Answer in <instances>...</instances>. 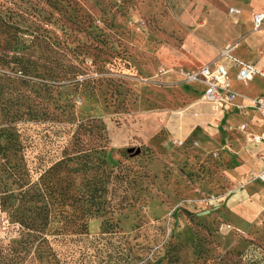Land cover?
Returning a JSON list of instances; mask_svg holds the SVG:
<instances>
[{"label": "rangeland", "instance_id": "obj_1", "mask_svg": "<svg viewBox=\"0 0 264 264\" xmlns=\"http://www.w3.org/2000/svg\"><path fill=\"white\" fill-rule=\"evenodd\" d=\"M239 1L0 0V52L56 85L24 101L0 60V264H264V189L228 149L243 122L184 75L246 36L223 29ZM42 64L74 70L42 80Z\"/></svg>", "mask_w": 264, "mask_h": 264}, {"label": "crops", "instance_id": "obj_2", "mask_svg": "<svg viewBox=\"0 0 264 264\" xmlns=\"http://www.w3.org/2000/svg\"><path fill=\"white\" fill-rule=\"evenodd\" d=\"M239 3L241 4V6H243V11H241L239 14L229 13V15L236 17V21L234 23H231V25L229 26H224L223 29L225 33L229 35L246 34V36H244L239 41V43L233 50V54L242 60L250 61L254 63V65L257 68H264V27L259 29L258 31H254L252 29V24H251L249 29H245V26L241 18V15L244 14L246 15L245 17L250 21L251 12H264V0H241L239 1ZM230 7H235V6H230ZM253 32L259 33L260 36L254 40L251 39L249 35ZM209 62L207 60H202V64L199 67ZM236 72L237 69L232 67L230 69L229 77H230L231 88L239 94V96L236 99V102L238 104L241 105L248 104L251 98L264 95V91H259L256 92V94H251V95L240 92L236 88V84H243V83L237 80ZM256 77L264 80L263 77L256 75L247 83V85L250 82H252ZM188 87L190 91L193 93H196L197 91L199 92V101L201 103L209 104L203 102L201 98L205 89V86L203 84L198 82H193V83H189ZM209 105L212 107L214 112L218 113L217 115L220 116L221 118L226 115H229L228 117L231 121L243 122V124L245 125V129L242 130L238 128L237 131L243 136L247 134L245 140L247 141L248 145L245 146L239 141V138H236L235 148L231 149L230 147H228L231 154L230 156L234 163H238L240 165L241 170L254 169L257 172L260 171L264 164V157L262 156L264 146L262 143L252 141L250 137L251 135H258L262 132L264 128V122L261 119V117L251 108L240 110V109H235L234 106L225 105L221 108L215 109L211 104ZM256 181L260 183L264 189V185L260 181L258 180Z\"/></svg>", "mask_w": 264, "mask_h": 264}, {"label": "built area", "instance_id": "obj_3", "mask_svg": "<svg viewBox=\"0 0 264 264\" xmlns=\"http://www.w3.org/2000/svg\"><path fill=\"white\" fill-rule=\"evenodd\" d=\"M229 13L239 14L240 10L230 7ZM264 23V12H254L251 16L253 30H259ZM236 44L227 45L223 48L218 57L209 63L195 70L185 72V78L191 82H198L205 86L202 94V101L211 104L215 109L225 105L234 106L239 109H253L264 122V95L256 96L249 100L248 104L239 105L236 102L239 94L231 88L230 69H237L236 78L242 83H248L254 76L259 75L264 78V68H257L254 63L245 61L233 54ZM240 129H245L242 124ZM250 139L262 143L264 146V128L258 135H251ZM264 157V148L262 152ZM255 179L264 185V164L260 171L255 174Z\"/></svg>", "mask_w": 264, "mask_h": 264}, {"label": "trees", "instance_id": "obj_4", "mask_svg": "<svg viewBox=\"0 0 264 264\" xmlns=\"http://www.w3.org/2000/svg\"><path fill=\"white\" fill-rule=\"evenodd\" d=\"M0 26H5V28H8L6 25H4L2 18H0ZM2 32V31H1ZM41 41V40H39ZM47 44V43H45ZM28 53V51H25ZM24 55H20V56H16V54H12L10 55L8 53L7 50H3L0 52V60H2L3 65L6 67V69H10L11 71L14 69L13 66H15V64H17L18 66L20 65L21 70L23 71V75L24 76H14L11 73H7L6 74V78L9 81L8 83L10 84L9 88L10 90H16L18 91V95L21 96V98L26 101L27 98L30 97V95L34 96V97H38L39 98V102L41 105H46L47 103L45 102L44 98H46L45 93H51L52 91L55 90L56 85H54L51 82H41V83H37L36 81H34L33 79L27 78L25 77L26 75H29L30 72V63H29V58L27 57V54ZM14 64V65H12ZM12 65V66H11ZM33 70H36L38 73H36L38 75V77H40L42 80H53V78H66V76L74 70V68L70 67V66H65V65H51V64H42L41 66H39V69L37 67H32ZM34 75V77H37V75ZM39 84H41L42 86H44V88H39ZM26 96V97H25ZM29 96V97H28ZM50 97V96H49ZM36 100V99H35ZM19 102V100L17 101ZM22 102V100H21ZM44 102V103H43ZM20 105V104H19ZM22 105V104H21ZM56 107L60 108V104H55ZM27 111H23L21 113H18L19 111H15L12 112V114L9 115V111L6 112V116L8 118L14 119V117L18 115H31L34 116L36 114V112L38 110L35 109V105L33 104L32 106L30 105L29 107H26ZM42 114H46V113H42ZM12 121L8 122V125L6 126V129H13V127L11 126ZM86 122H91V120H87ZM11 136H12V132H10ZM12 139V137H11ZM15 142V141H13ZM16 145H18L16 143ZM14 147V146H13ZM15 148V147H14ZM84 156L85 154L79 153L78 155H76L74 157L75 160H80L81 162L84 161ZM34 187V186H33ZM32 189V188H30Z\"/></svg>", "mask_w": 264, "mask_h": 264}]
</instances>
